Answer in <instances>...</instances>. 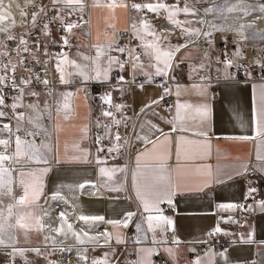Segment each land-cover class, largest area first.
<instances>
[{
  "label": "crops",
  "instance_id": "0c3cea01",
  "mask_svg": "<svg viewBox=\"0 0 264 264\" xmlns=\"http://www.w3.org/2000/svg\"><path fill=\"white\" fill-rule=\"evenodd\" d=\"M51 2V0H49ZM218 0H163L166 4L182 9L187 5L191 12L185 14L182 11L175 16L176 20L187 22L181 26L171 24L167 19V13L161 10L160 14L150 12L144 18L139 16V12L131 9L130 5L135 3H157L160 0H137L129 2L127 8L116 7L109 9L106 6L92 7L93 0H90L84 9V15L79 12H72V7L65 8L60 15L63 16L64 23L78 22L80 27L73 29L67 37L73 41L71 46H64L61 53L66 54L67 60H75L77 63L86 64L83 57L96 56L94 45L104 47V54L100 58L101 68H108V58L115 57L121 62H125L123 70L118 65L113 64L108 72V78L112 72L117 77H123L127 72L133 75L132 60L129 64L114 50L123 47L124 40L118 35V31L127 25L129 32L133 35L132 23L135 20L139 28L141 19L150 23L157 34L166 35L174 29L188 28L192 33L198 31L197 20L201 12L196 11L190 4L196 7L200 4L211 5ZM111 0H100L101 5H106ZM128 10V11H127ZM147 10V9H146ZM72 13V14H69ZM57 15V9L52 7V23L48 27L49 35L47 39L52 42L63 43L61 30L64 27L60 20L53 19ZM204 17L211 16L204 11ZM82 17V19H81ZM222 16L214 15V20L220 29L219 20ZM85 19L86 23L81 21ZM128 19V20H127ZM226 18L225 20H228ZM233 20V19H232ZM244 23V19L231 21V23ZM128 21V23H126ZM254 23L247 21V23ZM141 35H144L141 30ZM136 45L141 47L142 41L136 38ZM146 41H152L153 37L145 35ZM161 48L166 46L174 47L175 41L171 39L157 41ZM112 45L109 49L108 45ZM143 50V48H142ZM210 58L219 64L223 79L215 82L212 87L209 83L208 60L202 58L196 49L183 48L178 52V57L184 60V78L171 85L172 103L166 107L160 100L158 104L141 112V109L152 101L158 100L162 92L154 85L148 83L135 84L131 89L129 101L135 110V119L129 144L133 147L127 157V163L121 161L118 165L110 166L104 162L101 156L92 153L87 145L89 130V115L93 107L88 104L86 97L81 90V86H60L54 93V105L47 116L46 139L41 142L49 145L52 149L47 153V163H35L26 157L12 165L6 161L5 166H12L11 173V194L8 193V185L0 187V212L2 213L1 224L5 227V234L11 232L17 241H25L26 237L38 235L53 236L54 232H49L47 226L55 228L60 226L59 214L65 212L68 223L72 225V230L79 233L84 243H79L74 236L69 234L66 239L60 241L61 247H52V252H59L61 256L72 255L74 260L92 263L93 259H104L108 253L107 264H112L118 258L122 249V243H116V236L124 240L125 226L123 224L114 226L107 221H123L125 213L134 212L136 215L127 222V227H133L135 236L134 246H126L117 264H126V253L133 252L134 264H140L142 259H149L150 264H154L151 257L143 250L151 249L161 251L171 262V264H194L199 259L201 264H264V211H261L258 204L264 201V160L257 159V150L264 156V136L257 135L256 124L254 123V111L259 107V98L264 79H228L227 64L229 56L223 51L211 46L209 47ZM143 68L136 70L135 76H146V72L154 73V68H149V63L155 60L148 56H139ZM63 57H56L54 66L61 63ZM63 70L67 73L74 71L70 64L61 63ZM93 76L95 73H91ZM80 82L82 78L76 76ZM102 79H91L89 82ZM143 85V87H140ZM199 85L206 88V94L201 95ZM116 87L108 89L111 95H115ZM66 93L72 95L65 97ZM46 103V102H45ZM64 104L68 108L63 107ZM177 104L192 105V108H181L180 116L177 120ZM207 106L208 116L201 120L196 113L197 106ZM59 109V111H58ZM49 115L51 118H49ZM172 121L173 123H169ZM4 123V122H3ZM5 124V123H4ZM0 123V127H2ZM162 130L173 142L171 158L166 161V166L171 168L170 175L173 186L171 209L161 212H145L140 202L137 200L132 186V171L136 168V157L140 153L147 152L141 156V173L155 174L156 157L167 151L168 145L161 137V132L152 128ZM175 125L176 131H173ZM183 126L186 131H181ZM86 128V133L83 131ZM197 131L207 132L206 137L194 135ZM137 136H147L155 144H145L138 140ZM247 136L249 139L241 140L238 137ZM183 137L184 141L198 140V145L182 142L180 163L177 165L174 142ZM7 133L0 134V139H8ZM210 145V152L203 146L204 142ZM15 150V138H11V143L7 150L0 145V152L7 151L11 154ZM197 165H211L213 177L209 178L204 170L197 169ZM219 166V173H217ZM242 166H247L246 170ZM47 168L45 173L43 169ZM106 172L101 174L100 169ZM114 168H126V172L112 173ZM24 172L26 175L20 176ZM239 173V174H237ZM219 175L222 182H215L214 177ZM231 176V179L227 177ZM123 183H119V179ZM21 179L29 185V197L32 200L33 187L42 185V191L38 198L30 204L19 205L17 201L24 195V186ZM8 180V176H5ZM207 182V186L205 183ZM126 195H121L112 189H124ZM84 185V187H80ZM256 189L248 195L249 189ZM57 194L54 200L53 194ZM247 197V198H246ZM244 199L250 200L249 211H243L239 207L235 209H224L220 205L233 204L239 206ZM164 203H167L166 201ZM9 205H13L12 214L9 215ZM46 205V208L43 207ZM31 214L28 216L27 214ZM162 214L173 221L171 228L161 231L156 228L155 233L148 230V216L156 217ZM18 216H25L22 221L31 225L28 229H21L16 226ZM80 216H101L103 221H84ZM40 219L43 227L37 231L36 218ZM229 218H231L229 220ZM153 223H157L154 219ZM140 224L138 231L136 225ZM12 225L13 227H9ZM219 227L220 232H215ZM67 229V225H65ZM110 233V240L105 243L103 233ZM84 233L88 235L85 236ZM209 233H215L224 240L221 245L208 247L195 255L189 257L193 251V244L205 239ZM252 236V243H246ZM155 235V242L153 241ZM90 237H100L99 243L95 244ZM178 239L179 243H173ZM28 241V240H27ZM48 242V241H47ZM15 245V243L13 244ZM6 248V247H5ZM169 249L172 253H169ZM220 253H225L221 256ZM53 256L51 253L49 255ZM81 257V258H80ZM86 257L87 259H82ZM82 259V260H81Z\"/></svg>",
  "mask_w": 264,
  "mask_h": 264
},
{
  "label": "snow or ice",
  "instance_id": "6c2138e0",
  "mask_svg": "<svg viewBox=\"0 0 264 264\" xmlns=\"http://www.w3.org/2000/svg\"><path fill=\"white\" fill-rule=\"evenodd\" d=\"M15 0H8V4H5V0H0V25H3L5 21L10 22L9 25L6 26H0V34H5L6 35V39L7 40H15L17 39L16 36L11 34V29L16 27L15 21L12 20L9 11H7V8L11 7V4L14 3ZM31 4L33 7H37L38 11H35L32 13L31 15V27L35 28L36 27V21L38 16L40 15V13H45L46 12V7L45 6H38L34 4V0H25V5H29ZM51 4L52 7L57 9V15L56 17H54L53 19H58L61 21L64 30L66 32H68L69 34H71L73 32V29L80 27V24L78 22H67L66 24L64 23V17L60 15V13L65 9L68 8L69 6H72V12H83L85 7H87V5L84 3V0H51ZM101 6H106L109 9H115L116 7H120V8H128L129 5L124 3V0H111V2L107 3L106 5H101L100 0H93L92 2V7H101ZM17 7H19V5L17 4ZM131 9L139 12L143 9H147L149 12L152 13H156L157 15L160 14L161 10H163L164 12L167 13V17L166 19L173 25L176 26H181L185 22H181L179 20L175 19V16L177 15L178 12H183L185 14H190L191 10L190 8L185 5L182 9L177 8L176 6H169L168 4H166L165 2H163V0H160V2L157 3H135L133 2L130 5ZM261 11H264V5H261ZM229 11H233L232 8L228 9ZM206 11H211V9H207ZM72 14V13H69ZM27 13H25L23 10H21V16H26ZM82 19V17H81ZM139 28L137 27V23L135 22V20L132 23V28H133V36L134 38H138L142 41L141 47L143 48L144 51V55L148 56L150 61L151 60H155V63H149L147 65V67L149 68H154L155 72L151 73V72H146L145 75L147 76V80L145 81L146 83H151L153 80L154 76H167L168 75V71L172 68V59L173 56L176 52L180 51L181 47H186L187 45H178L175 47L172 46H166L165 48H161L160 44L157 43V41L160 40H167L168 37L166 35H163V33L161 34H157L155 32L154 27L148 23L146 20L141 19L139 21ZM20 27H24V23L21 22ZM243 27V26H241ZM141 30H143L144 35H141ZM42 31L44 32L45 35H49L48 32V23H45L43 25ZM184 34L187 35H191L192 34V30L188 29V28H184L183 29ZM145 35H150L153 37L152 41H146L145 40ZM203 35L205 37H207L209 39V43L211 42L210 37H211V33L209 32H205L203 33ZM62 40L64 42V44H68V38L67 37H62ZM22 46V48H21ZM39 46V45H37ZM94 47L96 48V56L95 58L93 57H88L85 56L83 57V59L85 61H89V63L86 64H80L77 63L75 60L72 61H68L66 54L64 53H60L58 54V57H63V60L61 61V63H67L70 64L72 69H74V71H69L67 73V76L69 78L74 77V76H79L82 78V80L84 82H87L91 79H104L107 80L108 79V72L110 70V67L113 64H116L119 66V68L121 70L124 69L125 67V62H121L119 61L117 58L115 57H109L108 58V64L109 67L108 68H101L100 66V58L101 56L104 54V47L97 44L94 45ZM109 49H112V45L109 44L108 45ZM21 50L23 52H29V48L27 46V41L24 39V35H20L19 36V44L18 47L15 49V51L17 52V56H20V52ZM116 51H119L121 53H124L126 51L129 52V55L132 56V68H133V75L135 78V74H136V70L138 68H143L144 65L141 64L140 62V58L139 56L135 55V49H132L131 51H129L127 49V47H119L114 49ZM7 56V50H6V44L4 43L3 39H0V107L4 106V96L2 95L3 90L5 87H8V81H11V88L13 89H19L20 92V96L18 97H13V103L10 105L12 112H13V117L16 119V126H15V132L19 133L22 130V124L21 121H23L25 119V113L21 112V113H17L15 110L18 107H21L23 105H21L18 101L20 100V97H22L25 93V87L27 85H29L31 83V79H21L20 84L16 83L15 77H9L7 75V69L9 68V65H11V70L13 72H15L16 69V64H12L11 61L9 60L8 63H4L3 62V57ZM22 63V61H21ZM61 63L57 64V71L60 72V81L61 83H70L71 80L70 79H66L65 78V72L61 69ZM227 64H230L231 61H227ZM262 68H264V65H261ZM95 73V75L93 76L91 73ZM124 77H119V81H123ZM37 81H39V77H37ZM43 84L45 85V87L48 86L49 81L47 79L43 80ZM23 85V86H22ZM140 87H143V85H140ZM195 87H197L199 89V92L201 95L206 94V88H202L199 85H195ZM29 95H33V96H38L39 93L36 92H29L27 93ZM165 94H168V89L165 88ZM72 95L71 93H66L65 97ZM163 96H161L158 100H154L151 102V104L146 105L145 108L141 109V112H144L145 109L150 108L152 105L158 104L160 102V100H163ZM100 99L103 101L104 104L110 105L112 107H115V109L117 111H119L121 109V107H123L122 105L116 104L113 105L112 104V95L110 92H106L103 96L100 97ZM27 108L30 109H34L36 107V105H27L25 106ZM47 107V106H46ZM63 107L65 109L68 108L67 104H64ZM177 115H176V119L180 120L182 119L180 116V109L181 108H192V105H181V104H177ZM59 111V109H58ZM196 113L201 117V120L203 122L204 119L207 118L208 116V109L207 106H197L195 108ZM7 114L3 111H0V118H4ZM103 115L105 117H112L113 118V123L115 124H119L121 121L116 120L114 118V115L111 111L109 110H105ZM49 118L50 115H49ZM126 119V118H125ZM28 123L29 124H33L35 125V127L37 128H41L42 125L37 124L35 122V120L32 117H28ZM169 123H173L172 121H169ZM254 123L256 124V131H257V135H261L264 136V86H262L261 89V93H260V98H259V107L258 109H256L254 111ZM99 126V125H97ZM106 128V135L107 133V128L108 125H105ZM152 128L155 129L156 131L161 132V137L157 138L156 143L159 142V140L161 138H163V140L165 141V143L168 145L167 151H164L162 153H160L157 157H156V165H155V169H156V173L155 174H143L141 173L140 169H141V156L142 155H147V152L145 153H140L137 155L136 157V168L132 171V186L133 189L135 191V195L137 200L140 202L141 206L143 207V210L145 212H152V211H156V212H161L159 205L161 203H164L165 201L168 204H172V195L175 194V192L173 191V186L171 183V178L170 175H166L165 173H170L171 168L166 166V161L168 159L171 158V150H172V146H173V142L171 141L170 137L167 134H164L162 132V130L156 128L155 125H152ZM25 131L26 136H32L35 137L37 136L39 133L38 132H33L29 129H23ZM173 131H176V127L175 125L173 126ZM181 131H186L187 129H185L183 126H181ZM46 131V130H45ZM86 133V128L83 130ZM7 132L9 134V138L8 139H0V145H3L5 150H7V148L9 147L10 143H11V137L14 135L12 128L10 127L9 124L5 123L2 125V127H0V134H3ZM194 135H196L197 137H206L207 136V132L205 131H197L194 133ZM120 137L119 134L116 135V140L119 141ZM138 140H142L144 141V143L147 144H153V148H155V144L153 143V141L151 139H149V137L147 136H137ZM238 139L241 140H247L249 139V137L247 136H243V137H238ZM182 142L183 143H187V144H192V145H198L200 142L198 140H189V141H184L183 137L178 138L175 142H174V147H175V155H176V161H177V165L179 166L180 163V155H181V149H182ZM97 143H99V137L97 138ZM209 152H210V145L207 144V141L204 142L203 145ZM119 150V146L117 145L114 148H109L108 151L111 153L113 151H118ZM52 149L49 145L41 142L40 145H37L35 143V140L33 139L32 141H28L25 138H22L19 135H15V150L14 152H12L11 154H8L7 151L4 152H0V187H3L5 184L8 185V193L11 194L12 189H11V173L14 170L12 166H5V162H11L12 165L16 164L19 162V160L23 157H26L29 161H33L35 163H47V153L51 152ZM97 151H100V149H98ZM257 159L258 160H264V156L260 155L259 152V148L257 150ZM245 168H247V166H242ZM197 169L199 170H204L205 174L209 177L212 178L213 177V171H212V166L211 165H197ZM48 169L45 168L43 169V172H47ZM112 173L114 174L115 172L119 171V172H126L127 169L126 168H114L111 170ZM101 174H104L106 172V170L104 168L100 169ZM217 173H219V166H217ZM239 174V173H237ZM24 175H26V173L21 172L20 176L23 177ZM5 176H8V180H5ZM228 179H231V176L227 177ZM215 182L219 183L222 182L220 180L219 175H216L214 177ZM21 185L24 186V195L21 196L19 198V200L17 201V204L19 205H25V204H30L32 203V201L36 200L38 198L39 192L42 191V185L39 187H33L32 189V200L30 201L28 199L29 197V185L25 184L24 180L21 179L20 181ZM205 186H207V182L205 183ZM80 187H84V185H81ZM115 191H119V189H112ZM256 189L250 188L249 189V193L248 195L251 196V194L253 192H255ZM54 200L57 198V194L54 193L53 197ZM247 198V197H246ZM259 208L261 211H264V201H260L258 204ZM221 208L224 209H235L236 207H240L241 209H245V205H233V204H226V205H220ZM250 207V206H249ZM12 208L13 205H9V215L11 216L12 214ZM28 216H31V214H27ZM136 215V213L134 212H127L125 213V217L123 221L120 220H110L107 221V223H110L114 226H119L121 224H123L125 227H127V222L129 220L132 219V217H134ZM67 214L65 212H61L59 214V219H60V226L56 227V228H52L51 226H47L48 227V231L49 232H55L58 235H64L65 237H67L69 234H71L72 236H74L76 238V240L79 243H84V240L81 239V236L79 233H76L72 230V225L70 223H68L67 219H66ZM79 219L84 220V221H103L104 218L101 216H80ZM156 220L157 223H153V220ZM231 218H229L230 220ZM25 220V216H18L17 220H16V226H18L21 229H28L31 227V225L24 223L22 221ZM148 220V230L152 231L153 233H155V230L157 227H159L161 229V231H165L166 228H171L173 221L171 220V218L165 217L162 214L153 217L151 215L148 216L147 218ZM36 224L38 225L37 227V231H40L43 227H45L44 225L41 224L40 219L37 217L36 218ZM65 225H67V229H65ZM9 227H13L12 225H9ZM137 230L140 231L141 227L140 224L136 225ZM5 227L3 224H0V246L3 247H12L14 244V235L11 232L7 233L8 239L5 240L4 236H5ZM221 229L219 227H217L215 229V232H220ZM85 236H87V233H84ZM103 236L104 242L107 243L110 238H111V234L110 233H103L101 234ZM209 235H212V233H209ZM89 239L93 240L95 244L99 243L100 237H90ZM116 243H122L123 241L121 240V238L119 236H116ZM51 241L52 245L55 247L56 246V238L54 236H46L45 237V241ZM153 241L155 242V235H153ZM246 243H252L254 242L252 240V236L251 234H249V238L247 241H244ZM173 243H179L178 239L174 240ZM23 251H25L24 249H15L13 248V257L15 256V254L17 252L22 253ZM32 251H36L37 253H39V249H32ZM147 253V257H151L152 255V250L151 249H145L143 250ZM169 253H172V250L169 249ZM105 258L104 259H93L92 264H107V256L109 255L108 253H105ZM220 255L223 257L225 256V253H220ZM82 259H87L86 257H82ZM140 264H150V260L149 259H142L140 261ZM194 264H201V261L199 259H197Z\"/></svg>",
  "mask_w": 264,
  "mask_h": 264
},
{
  "label": "built area",
  "instance_id": "2783aa9c",
  "mask_svg": "<svg viewBox=\"0 0 264 264\" xmlns=\"http://www.w3.org/2000/svg\"><path fill=\"white\" fill-rule=\"evenodd\" d=\"M21 1V7L18 9V15L14 17V21L16 27L11 29V34L16 36L15 40H7L5 34H0V39H3L6 44L7 56L3 57V62L8 63L9 60L12 64H16L15 72L11 70V65L7 69V75L9 77L14 76L16 83L20 84L21 79H31V83L25 87V93L20 100L18 101L21 107H18L15 111L17 113H21L24 110V107L28 105L32 101V99L36 100L38 97L29 95V92L43 93L47 94L49 97V103H52L54 100V93L57 88L60 86H74L79 84L81 86V90L83 91L86 100L89 105L93 107V110L90 112L89 117V130H88V138L87 145L90 151L95 153L98 156H101L105 163L110 166L118 165L121 161L127 163V157L129 153L132 151V146L129 144V138L131 135V131L134 124L135 119V110L133 109L129 98L131 89L135 84L146 83L147 76H132L129 72H127L123 77V81H119L117 74L112 72L110 77L107 80H95L93 82H80L79 79L74 76L69 78L67 76V72H65V78L70 79V83H61L60 81V72L57 71V68L54 66V60L60 54L65 47L71 46L73 41L67 37V33L65 30H61L60 34L63 37L68 38V44L52 42L47 39V35L42 31L43 25L48 23L49 25L52 23V4L49 0H34V4L38 6H45L46 12L40 13L36 21V27H31V15L33 12L38 11L37 7H33L31 4L25 5V0H17ZM90 0H84V3L88 5ZM130 1L137 0H124V3L129 5ZM192 8L196 9V11L201 12L198 7L194 4H190ZM72 7V6H69ZM68 7V8H69ZM129 10V7L127 8ZM21 10L27 13L26 16H21ZM127 10V11H128ZM150 12L146 9L140 11L139 16L145 17ZM80 15H84V11ZM211 16L204 17L203 12L200 14V18L197 20L198 31L192 33L191 35L184 34L181 29H174L166 34V36L175 41L174 47L178 45H187L183 48L188 49H196L202 58L208 60L209 64V76L208 80L210 85L213 87L215 82L223 79V75L221 74L219 64L216 60L210 58L209 47L211 44L215 49L223 50L228 56L229 61L231 63L227 66V74L226 78L228 79H264V68L261 65H264V24L262 23L258 30L255 31V24L248 23V29L250 32L245 31L246 29H242L239 31L231 32L224 31L220 29L217 25H212L210 22ZM264 21V17L262 18ZM128 20V19H127ZM21 22L24 23V27H20ZM82 24H85V19L81 21ZM128 23V21L126 22ZM10 24V23H9ZM9 24H4L2 26H6ZM250 25V26H249ZM257 28V27H256ZM254 29V31H251ZM209 32L211 33L209 43V39L203 35V33ZM24 35V39L27 41V46L29 48V52H23L21 50L20 56H17V52L15 49L19 44V36ZM118 35L124 40L123 47H127L129 51L135 49V55L140 56L143 53L142 48L136 45L137 40L134 36L129 32L127 25L121 30L118 31ZM39 45V46H37ZM22 48V46H21ZM118 54L127 62L130 63L132 60V56L129 55V52L126 51L121 53L118 51ZM22 61V63H21ZM185 74V66L184 60L178 57V52H176L172 59V68L168 71L167 76H154L151 83L154 84L161 92L164 97L161 101L166 107H169L172 103V95H171V85L177 81H180L184 78ZM37 77H39V81H37ZM47 79L49 84L47 87L43 84V80ZM9 86L5 87L2 95L4 96V106L0 107V111L5 112L7 115L2 118L6 121L7 124L12 128V124L15 122V118L13 117V112L10 105L13 103V97L20 96L19 89L11 88V81H8ZM23 86V85H22ZM115 86L116 93L112 96V104L122 105L121 109L117 111L115 107L104 104L100 99L109 88ZM165 88L168 89V94H165ZM44 103V102H42ZM105 110H109L113 113L114 118L116 120L121 121L118 125L113 123L112 117H105L103 115ZM126 118V119H125ZM47 121V119H46ZM22 131L16 133L15 127L12 128V131L15 135H19L22 138L27 139L28 141H32L33 139L36 142H39L40 137L35 136H26L25 131L23 129H29L27 125L22 123ZM99 125V126H97ZM105 125H108L107 135ZM32 131V130H31ZM119 134V141L116 140V135ZM99 137V143H97V138ZM119 146L118 151L109 152V148H114ZM100 149V151H97ZM119 183H123V179L118 180ZM126 186L124 184V189H119L117 191L121 195H126ZM127 191V190H126ZM239 205H245V209L243 211L248 212L250 206V200L244 199L239 203ZM161 210L167 211L171 209V205L168 203H162L160 205ZM240 208V207H239ZM241 209V208H240ZM125 228L124 231V240L120 245L122 251L115 261L112 264H117L120 256L123 254V249L126 246H134V230L133 227ZM224 242L223 239L218 237L215 233L212 235H208L205 239L201 241H197L193 244V251L189 253V257H194L204 249L208 247H216L221 245ZM52 248V245L47 241L43 240L40 245L37 246L36 249H39L40 254H48ZM55 255V254H54ZM53 256L49 257V261L45 264H54L52 259ZM126 264H134L133 261V252L130 250L126 253ZM81 258V257H80ZM82 260V259H81ZM152 261L154 264H171L170 260L159 250H155L152 254ZM62 264V263H58ZM68 264H80L76 260L70 261ZM82 264H92L90 262L82 261Z\"/></svg>",
  "mask_w": 264,
  "mask_h": 264
},
{
  "label": "rangeland",
  "instance_id": "374dc122",
  "mask_svg": "<svg viewBox=\"0 0 264 264\" xmlns=\"http://www.w3.org/2000/svg\"><path fill=\"white\" fill-rule=\"evenodd\" d=\"M5 4L6 5L8 4V0H5ZM17 4L19 5V7H17ZM261 5H264V0H218L216 3L214 2L209 6L200 4L199 7L198 6L197 7L200 9L201 12H203V15H204V11H206L207 9H211V11H207V12L209 15H212V18L210 19L209 22L212 25L218 24V21L214 20L215 19L214 15H217L218 17L222 16L221 17L222 20H219V23L220 26L223 27L224 31L235 32V30L239 31L242 29H246L245 31L250 32V29H248L247 21L254 22L255 31L259 29L262 23L264 24V21L262 19L264 17V11H261V7H260ZM20 7H21V1L19 2L15 0V2L11 4V7L6 9L7 11H9L12 20H14V17L18 15V9ZM229 8H232L233 11H229L228 10ZM256 15L260 16L261 19H257V18L253 19ZM226 18L229 19L225 20ZM240 18L244 19V23H242L243 20L238 21V23H231V21L233 22L235 20H239ZM6 23L9 24L10 22L5 21L4 24ZM251 31H254V29H252ZM37 97L38 98L36 100L32 99V101L28 103V105H36L34 109L24 107L23 113H25V119L21 122L27 125L29 128H31L33 132H38L39 133L38 137H40V139L42 140V139H46L47 137L46 136L47 132L45 131L46 119L49 112L53 108L54 100L52 101V103H49L48 95L40 92ZM29 116L32 117L37 124L42 125V127L37 128L35 127V125L29 124L28 123ZM3 122L6 123V121L0 118V123L4 124ZM15 126H16V119L15 122L12 124V128H14ZM20 132L23 131L21 130ZM7 135L9 136L8 133ZM11 138H15V137L12 136ZM1 198L2 197L0 196V202H2ZM43 207L46 208V205ZM2 217H3L2 213L0 212V224L3 221ZM56 227L59 226L55 225V228ZM53 236L56 238V246L54 247L50 240L48 241V243H50V245H52V247H54L55 250L56 247L63 246L60 244V241L66 238L64 235H58L57 233H55ZM4 238L5 240H7L8 236L5 234ZM43 240H45V236L38 235L30 238L26 237L25 241H17L14 239L15 245H13L12 247L5 248L3 246H0V264H45L46 257L39 255L36 251H32V249H36L37 246L40 245ZM13 248L24 249L25 251H23L22 253L17 252L13 257L12 255ZM51 253L53 254L54 252Z\"/></svg>",
  "mask_w": 264,
  "mask_h": 264
},
{
  "label": "bare ground",
  "instance_id": "6f19581e",
  "mask_svg": "<svg viewBox=\"0 0 264 264\" xmlns=\"http://www.w3.org/2000/svg\"><path fill=\"white\" fill-rule=\"evenodd\" d=\"M17 15V14H16ZM255 18H257V19H261V17L260 16H258V15H256L253 19H255ZM252 20V19H251ZM258 21V20H257ZM6 24H8V23H6ZM47 135V134H46ZM37 143V142H36ZM51 250H52V248H51ZM50 250V252L47 254H44V255H42V254H40V252L38 253L39 255H41V256H43V257H46V258H48L47 260H46V262H48L49 261V255H50V253L52 252ZM55 254V255H54ZM53 255H54V257L52 258V259H50V260H53V262H54V264H57V263H62V264H68L70 261H74V257L72 256V255H67V256H61L60 255V253L59 252H57V251H55L54 253H53ZM76 260V259H75ZM77 262H78V260H76Z\"/></svg>",
  "mask_w": 264,
  "mask_h": 264
}]
</instances>
